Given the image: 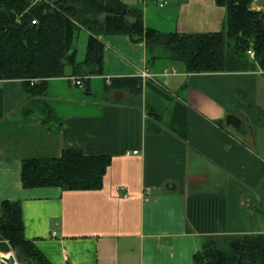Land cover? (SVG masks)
<instances>
[{
	"label": "crops",
	"instance_id": "obj_1",
	"mask_svg": "<svg viewBox=\"0 0 264 264\" xmlns=\"http://www.w3.org/2000/svg\"><path fill=\"white\" fill-rule=\"evenodd\" d=\"M122 1L142 7L145 26L163 33L216 32L226 20L215 0ZM251 8L264 12V0ZM99 38L104 74L90 76L89 91L72 83L88 72L84 28L76 35L80 74L68 65L43 93L0 80V216L3 201H19L25 237L51 264H194L210 238L264 233L257 74L251 82L188 73L164 60L149 64L145 43L128 35ZM113 77H141L142 93L106 91ZM231 113L242 115L245 132L218 124ZM69 148L111 157L99 189L23 186L24 160L58 158ZM11 253L23 264L0 240V264Z\"/></svg>",
	"mask_w": 264,
	"mask_h": 264
},
{
	"label": "trees",
	"instance_id": "obj_2",
	"mask_svg": "<svg viewBox=\"0 0 264 264\" xmlns=\"http://www.w3.org/2000/svg\"><path fill=\"white\" fill-rule=\"evenodd\" d=\"M226 9L224 28L206 33H163L144 24L142 7L122 0H0V80H21L24 86L44 92L47 81L65 77L66 67L81 73L76 58V35L89 32L83 82L104 74L101 34H124L145 43L148 63L164 60L188 73H230L253 82L264 68V12L251 8L252 0H215ZM255 53L254 59L249 51ZM141 77H113L105 90L129 89L142 93ZM253 87H250L252 90ZM223 123L245 132L239 113ZM111 163L106 155L89 156L81 149H65L58 158L27 159L22 163L25 188L60 187L95 190L103 185ZM0 240L8 241L23 264H51L24 233L19 201H3ZM194 264H264V233L210 238L195 255Z\"/></svg>",
	"mask_w": 264,
	"mask_h": 264
},
{
	"label": "built area",
	"instance_id": "obj_3",
	"mask_svg": "<svg viewBox=\"0 0 264 264\" xmlns=\"http://www.w3.org/2000/svg\"><path fill=\"white\" fill-rule=\"evenodd\" d=\"M165 4H168V1L167 0H165V1H163L162 3H161V6H163V5H165ZM249 54H250V57L252 58V59H254V57H255V53L251 50V51H249ZM260 69V72L259 73H261V74H263L264 75V68H259ZM175 70L173 69V72H174ZM258 73V70L257 71H255L254 72V74H257ZM142 76L144 77V78H146V77H148L149 76V74H148V72L146 71H144L143 73H142ZM72 83L75 85V86H78V87H83V82H82V80L81 79H79V78H77V77H74V78H72ZM134 153H138V151H135ZM128 155L130 154V153H127ZM117 189L118 190H122V188L121 187H117ZM124 197H127V194H124ZM150 197L149 196H146L145 197V200L146 201H150ZM17 261V260H16Z\"/></svg>",
	"mask_w": 264,
	"mask_h": 264
},
{
	"label": "rangeland",
	"instance_id": "obj_4",
	"mask_svg": "<svg viewBox=\"0 0 264 264\" xmlns=\"http://www.w3.org/2000/svg\"><path fill=\"white\" fill-rule=\"evenodd\" d=\"M83 35L84 34H82V36ZM259 72H260V69L258 68V73H257V90H258V94L260 96V100H263L262 96L264 97V75L261 74V73H259Z\"/></svg>",
	"mask_w": 264,
	"mask_h": 264
},
{
	"label": "water",
	"instance_id": "obj_5",
	"mask_svg": "<svg viewBox=\"0 0 264 264\" xmlns=\"http://www.w3.org/2000/svg\"><path fill=\"white\" fill-rule=\"evenodd\" d=\"M167 189H172L171 188V184L166 185ZM174 188V185H173ZM3 260L7 263V264H18V262L16 261L15 255L13 253H11L10 255H8L7 257H3Z\"/></svg>",
	"mask_w": 264,
	"mask_h": 264
}]
</instances>
